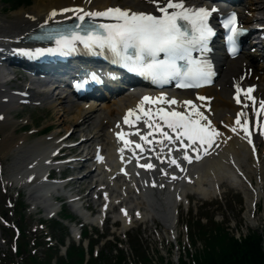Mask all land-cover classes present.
I'll use <instances>...</instances> for the list:
<instances>
[{"label":"bare ground","instance_id":"obj_1","mask_svg":"<svg viewBox=\"0 0 264 264\" xmlns=\"http://www.w3.org/2000/svg\"><path fill=\"white\" fill-rule=\"evenodd\" d=\"M111 1L116 0H91L90 4L103 7ZM119 2L125 3L128 6H135L140 3L145 6L149 5L148 0H119ZM74 3L81 2L80 0H39L32 5L29 11L21 9L3 17L0 14V53L8 52L9 45H18L20 38L30 31L31 26L40 23L41 20L48 17V11L52 9V7L63 8L66 5H74ZM245 8L249 14H246V10H243ZM263 12L264 2L260 0H244L242 3V11H240V19L244 20V22H249L252 17H255L256 13ZM56 16L63 19L71 15L69 12H58ZM263 48L264 44L262 45V49ZM262 54L263 53L257 55L253 51H241L239 56L231 58V60L228 61L222 60L221 57L219 58L220 73L216 80V84L220 86V89L217 90L215 85L202 89L206 92L208 98H210V109L215 120L216 118H222V116L231 118V112L234 106L230 104L229 98L227 97L229 90L225 85L238 79L242 66H244L242 71L244 74L243 79L249 78L253 83L255 82L256 87L253 90V96L264 98V57H262ZM261 57V61L255 60L256 58L260 60ZM48 88V85H45L43 88H40L39 92H34L36 95L35 99H39L44 105H47L51 109V114L54 117L56 125L65 127L66 129L71 126L69 134L85 136L83 141L73 146L74 148H78L81 144H84L83 147L88 149L91 139L98 136L102 137V146L104 145L105 147L108 141L105 127L111 125L112 121L119 116L123 107L133 102L132 100L134 97V94L130 91H122L117 95L111 94L110 97L106 95L100 98L98 102L91 101V99L88 98L89 101H78V103H73L69 102L68 96L51 93L48 91ZM0 96L5 97L2 99L5 104L0 105V108L4 111L8 110L16 103L13 97H10L7 87L0 86ZM5 118L9 119L8 116ZM218 137L221 141L217 149L218 154L214 156L213 159H208L204 163L197 165L195 169L192 170L191 181L184 187L190 188L199 196L204 197L212 195L216 192L213 186L214 182H221L225 177H233L228 169L227 163H225V158L230 154L237 163L241 166H246L243 167L244 171H242L245 173L246 177L248 176L247 172L253 175L256 180V185L251 195L257 199L261 191H263L261 188L264 175L262 164L258 162L257 164L249 163V165H247L245 158L246 152L243 146L239 141L229 137L227 131L224 130ZM17 138L18 139L13 141L7 133L3 134L0 138V153L3 155L6 151H11L14 154L12 162L6 171H4L6 176L4 177V175H2L1 177L2 184L4 185V183L10 182L23 184L27 177H31L30 182L25 187L29 200L34 204L38 202L43 204L44 210L50 213L54 210V204L50 202L49 194L51 191L58 190L61 183L53 184L51 180H49V182L45 181L41 175V170L44 165V159L47 158V148L49 145H53L56 138H54L52 132L46 135H36L30 140H26L23 136H17ZM51 148H55V146L53 145ZM106 153L109 154V152ZM97 169H100V167H97ZM86 172H89V170ZM85 177H87L86 174L81 176L82 179ZM100 179L103 180V177L101 176ZM107 181L108 183L111 182L110 180ZM101 184H103V182H101ZM239 185H241V183H239ZM138 186L139 183H126L124 185L117 183L114 188L123 193L121 200L126 201L128 198L127 193L133 190L132 188H137ZM181 188H176V190L180 191ZM89 191L91 192L92 189H89ZM140 195L144 196L146 203L139 199L129 203V205L134 204L145 207L139 220H143L144 218L148 219L146 215L149 213V220L152 218L151 215H155L163 221L166 230H169L172 235L174 229L172 227H175L177 222L175 220L176 214L174 209L176 208L178 200L173 197L172 193L168 192H159L155 194L154 191L148 190L141 191ZM72 205L74 206L75 213L84 220H89L93 223L100 220L99 215L94 214L92 216L86 213L75 199H72ZM120 220L122 226H125L126 223L124 219L121 218ZM75 230L74 228L73 232H75Z\"/></svg>","mask_w":264,"mask_h":264},{"label":"rangeland","instance_id":"obj_2","mask_svg":"<svg viewBox=\"0 0 264 264\" xmlns=\"http://www.w3.org/2000/svg\"><path fill=\"white\" fill-rule=\"evenodd\" d=\"M36 1L39 0H26V2L7 0L6 3L0 2V13H2L1 15L3 17L21 9L29 11ZM3 5L5 7H3ZM18 82H20V79H17L16 77L14 83ZM46 106L44 104L38 107L24 106L20 110L10 112L11 115L13 114V120H10V118L6 119L5 117L2 119V121L0 120V138L6 133L13 141L16 140L17 136H23L26 140H30L35 137L33 133L28 132L31 128L30 126L39 128V126L42 124L54 122L51 109H47ZM48 114L52 118H50ZM24 121L25 123L23 124ZM53 124V131H56L55 133L62 132L65 128L59 125L56 126L55 123ZM70 137L76 138L73 135ZM12 160L13 154L11 151H6L3 153V155L0 153L1 174L5 175L4 171H6V169L9 167ZM261 162H263L262 166L264 170V152H262ZM249 178H252V175H249ZM86 183V180L81 181V186L83 185L82 189L85 188L84 186ZM218 186L219 188L216 189V192L212 196L199 198L194 194L192 197L194 200L192 205L188 206L187 209L183 207L178 208V222L174 227L176 228V231H179L178 235L175 233L177 235L175 236L176 239H174L176 242L173 240V238L171 241L167 240L168 237H165L168 235V232H166V227L162 225V222L160 223L157 220L159 218H154V216L150 220H146L147 222L140 221L136 225L134 224V226H130L128 230L117 233L109 232L112 227L110 226L111 223L108 219L105 221L104 225H98L95 227L92 226V224L86 223L84 226H87L88 228L85 233L86 237L82 241L84 242L87 238H89L91 243L95 242L94 245L96 244V246L99 247L102 246V248H107L108 245L111 247L120 245L127 253L129 258H132L133 255L130 254L131 245L133 243L139 248L138 254L140 253L143 255H149V264H164L165 259H173V254H182L178 251L182 250L181 247H183V250L185 249V253H187V250L189 252H193L194 248H203L204 241H202L200 237V228L198 231L199 223L204 230H211L217 226L219 228L222 227L225 230H228L229 233L233 234L234 236L242 237L249 231L257 228L261 229L263 232L262 234L264 235V197H261V195L258 197V203L255 205L256 209H254L252 212V208L248 205V199L250 195L248 196L247 192L242 186L241 187L243 190L239 188V185L235 187L225 182H222ZM5 187L6 189L3 190L0 184V217L8 220L13 218L15 222L18 223V226L20 227V234L16 239L17 241L28 240L30 241L29 244H31L32 236H34L36 239L39 237V240L44 241V239L50 235L51 238L48 242L56 243L57 237H62L66 233V231L62 234H60V232L54 233L52 229L53 226H51V220H42L43 211L40 207H38L39 202L34 205H30L24 189H14V184L11 183H6ZM9 187L11 189H8ZM5 197H8L11 203H14L13 205L15 207L7 208L4 203ZM16 197H18L17 202H20L22 205H24V208H21L20 205L15 203ZM61 209H63V212L70 214V216L67 218L69 222L66 221V224L63 223L64 221L62 222V226H67V230L70 223L76 226L81 223V219L78 216H75L73 212L68 210L67 206L63 205L61 206ZM18 211L22 216L21 220L19 219ZM56 215H60V213H57ZM17 219L19 222L16 221ZM70 220H72V222H70ZM183 223H186L187 225L186 230L181 229L180 231L179 228L183 225ZM117 226L121 227L120 223L117 222L115 227ZM180 233L181 235H179ZM208 233L209 232H207V234ZM10 235L11 229L3 227L0 223V263H8V258L18 261V257L14 256L13 252L8 249ZM185 236H187V240ZM107 237H109L112 241L106 240ZM105 240L106 242H104ZM117 240H119L120 243L114 245L113 241ZM35 249L38 251L39 258L44 257L43 245L40 244V246H35ZM157 256H159L158 259L160 261L157 259ZM140 257L141 256L139 255H135L133 258ZM174 264H176V260Z\"/></svg>","mask_w":264,"mask_h":264},{"label":"snow or ice","instance_id":"obj_3","mask_svg":"<svg viewBox=\"0 0 264 264\" xmlns=\"http://www.w3.org/2000/svg\"><path fill=\"white\" fill-rule=\"evenodd\" d=\"M150 3H156L157 0H149ZM166 7H158V10L163 13L162 17H156L145 13H129L128 11L121 10L120 8H109L104 12H84L83 9L71 10L64 9L63 11H78L82 12L78 18L83 21L85 16L92 17H112L121 23L115 25H100L107 35L103 36L96 32H88L86 36H80L73 33L71 38L60 37L56 43L58 47L56 49H49V52H57L62 49H68L74 51V41H80L86 48H91L93 45L98 47H109L113 52L119 54V46L123 45L125 49L134 47L137 49L136 62L141 63L144 56L151 57V62L147 64L141 63V67L145 72L152 76L153 80L158 83H167L170 79H177L179 81L178 87H199L201 83L210 82L212 75L210 66L207 63L194 62L191 58V51L194 47H206L207 39L213 35L212 29L208 26V18L211 16L215 9L207 10L205 8L188 9L184 7L182 2H173V0H164ZM168 9H180V11L168 12ZM57 13L53 11L51 14L55 16ZM179 20H186L192 24V33L183 31L179 25ZM231 25L232 35L228 37L229 41H233L234 36L239 34V29L236 26V16L233 14L231 18L225 22V27ZM235 54L236 49H231ZM163 53L167 59L157 60L156 57ZM37 54H41L37 52ZM130 59V58H129ZM178 60H186L189 65L186 69L182 70L177 65ZM239 92V89L237 90ZM251 92V89H249ZM149 97H144L141 101H149ZM200 99H204L200 97ZM251 99V97H249ZM159 101H164V97H160ZM158 101V102H159ZM168 104H176L177 101L172 99L167 101ZM186 104L191 105L192 111L199 119H193L191 114H184L178 111L164 112L163 109H159L158 112L163 113L159 118L164 121L167 128L176 132V139L181 137L186 138L190 143H195L198 139L201 143H204V137L201 133H204L206 129L200 124V121L207 120V117L197 110L196 105H192L191 101H185ZM237 103H240L237 99ZM143 112V116L147 117L144 123L152 128L153 124L151 110L143 111L141 105L137 106ZM260 108L264 109V102L260 103ZM135 113L133 110H129L128 114L124 117V122L130 124L129 117ZM240 115H244L241 113ZM137 121L141 119V116L136 117ZM236 124L240 125L242 130L247 134L249 129L246 127L247 120L245 119L244 125H241V121L238 118ZM210 125V121H209ZM130 126H133L130 124ZM156 131H160V126H156ZM179 130V131H178ZM233 132L236 128L231 129ZM136 135H140L137 131ZM150 132L148 135H151ZM213 135H219L215 130H212ZM119 138L123 139V134H117ZM160 135L164 139L171 142L172 137L168 132L160 131ZM141 140L146 143H151L147 140V137L141 135ZM125 144H130L131 141L125 140ZM157 143H163V141H157ZM251 143V140H249ZM210 146V144H209ZM136 148H143L140 144H136ZM123 152V149H121ZM135 154V153H134ZM199 157H197L198 159ZM98 159H103L98 157ZM185 160H189L187 154L184 156ZM172 164H176L175 160L170 161ZM144 167L152 168V164L144 165ZM179 167V165H177ZM175 178V177H173Z\"/></svg>","mask_w":264,"mask_h":264},{"label":"trees","instance_id":"obj_4","mask_svg":"<svg viewBox=\"0 0 264 264\" xmlns=\"http://www.w3.org/2000/svg\"><path fill=\"white\" fill-rule=\"evenodd\" d=\"M205 231L202 230V232ZM211 231L210 235L203 237L206 244L200 251L202 254L195 255L194 264H264V250L260 248L261 239L255 231H251L239 239L218 227ZM72 255H74V259H71V262L60 259L56 264H80L81 248L70 246L66 251V256L70 258ZM26 260L29 264H37L32 255H27ZM179 261L180 264H186L183 259ZM88 264H118V262L91 261Z\"/></svg>","mask_w":264,"mask_h":264}]
</instances>
